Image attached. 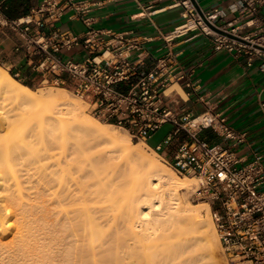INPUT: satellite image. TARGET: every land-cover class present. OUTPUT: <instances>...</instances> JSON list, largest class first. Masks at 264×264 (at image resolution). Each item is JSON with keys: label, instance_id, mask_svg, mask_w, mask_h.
Here are the masks:
<instances>
[{"label": "bare ground", "instance_id": "obj_1", "mask_svg": "<svg viewBox=\"0 0 264 264\" xmlns=\"http://www.w3.org/2000/svg\"><path fill=\"white\" fill-rule=\"evenodd\" d=\"M53 89L0 65V226L14 213L21 257L9 264H220L208 205L179 197L197 180Z\"/></svg>", "mask_w": 264, "mask_h": 264}, {"label": "built area", "instance_id": "obj_2", "mask_svg": "<svg viewBox=\"0 0 264 264\" xmlns=\"http://www.w3.org/2000/svg\"><path fill=\"white\" fill-rule=\"evenodd\" d=\"M4 8L0 0V26L15 39L13 61L6 62L14 78L60 86L83 101L94 118L146 144L169 123L172 130L163 140L165 148L161 144L151 148L178 175L197 180L190 197L208 205L230 264H264L262 155L253 153L245 161L234 150L245 142V133L233 128L224 115L210 109L195 116L182 114L178 101L165 94L169 83L193 72L177 64V40L204 37L214 51L245 56L247 65L257 59L264 74V0H229L225 7L201 13L191 0H171L169 8H180L182 20L159 34L160 55L155 58L142 46L148 38L94 27L91 5L84 0H41L16 18L5 17ZM66 11H71L70 19L84 24L83 32L57 25ZM150 62L152 66L146 68ZM185 83L192 85L188 80ZM208 129L224 144L204 137Z\"/></svg>", "mask_w": 264, "mask_h": 264}, {"label": "crops", "instance_id": "obj_3", "mask_svg": "<svg viewBox=\"0 0 264 264\" xmlns=\"http://www.w3.org/2000/svg\"><path fill=\"white\" fill-rule=\"evenodd\" d=\"M3 14L7 18L25 15L40 4L41 0H1ZM91 5L89 16L94 27L115 31H131L133 36L148 38L142 43L151 57L160 55L159 34L170 31L181 22L180 8H169L171 0H84ZM197 10L207 12L225 7L229 0H191ZM152 11H155L152 13ZM66 11L57 25L74 33L85 30L78 19H70ZM230 17L227 14V18ZM264 22V12L261 13ZM174 51L177 64L183 70H193L192 75L168 84L166 95L178 101L182 114L198 115L206 109L224 115L237 131L245 133V142L236 146L238 156L245 161L253 153L261 154L264 162V74L258 69L256 59L247 65L245 56H234L224 51H214L210 41L197 36L190 41L177 40ZM0 51V55H1ZM133 58L135 53H133ZM5 61H13L12 53L2 55ZM152 62L146 68H150ZM189 81L191 87L186 86ZM171 88L172 91L168 92ZM204 137L214 143L224 144L221 137L205 130Z\"/></svg>", "mask_w": 264, "mask_h": 264}, {"label": "rangeland", "instance_id": "obj_4", "mask_svg": "<svg viewBox=\"0 0 264 264\" xmlns=\"http://www.w3.org/2000/svg\"><path fill=\"white\" fill-rule=\"evenodd\" d=\"M15 39H14V35L13 33L5 28V27H1L0 26V51L1 52V55H0V65L2 67H4L7 71H8V65L5 61V59L2 57V55L6 54V53H9L12 51V46H13V43H14ZM9 72V71H8ZM11 75V74H10ZM21 82V81H20ZM27 83H30L32 85V88H41V89H49V87L53 90H60V89H64L60 86H54V85H50V84H38V83H35V82H31V81H26ZM23 83V82H21ZM71 94V93H70ZM72 96V94H71ZM74 97V96H72ZM75 100L77 101H81L79 99H77L76 97H74ZM82 102V101H81ZM83 104L85 105V112L89 115H91L90 113H88V110H87V105L83 102ZM103 123V122H102ZM103 124H106V125H109V123H103ZM113 126V125H111ZM117 131H119L121 134H124V135H129L126 131H124L123 129H120L118 127H115L113 126ZM172 130V126L167 123V124H164L162 125L156 132H154L151 137L148 139V143L147 145H144L145 147V151L148 153V154H152V149L151 147H155L156 145L158 144H161L162 145V148L164 149L165 148V145L163 144V140L165 139L166 135L171 132ZM130 136V135H129ZM132 139V138H131ZM132 141L134 142H141L142 140H137V139H132ZM158 154V153H157ZM157 158L163 163V165H165L166 167H168L169 165L163 161L160 153L158 154ZM178 175V174H177ZM180 178H183V179H186L188 180L189 184L191 185V182L192 180L188 179L187 177H184V176H181V175H178ZM189 185V187H190ZM190 190V189H189ZM189 190H184V191H180V195L179 197L181 198L182 201L184 202H188V203H191V204H195V205H200V204H206V203H203V201L201 200H192L191 197H190V194H189ZM192 190V189H191ZM17 223V218L16 216L14 215V213H9L7 215V219H5L4 221V224H5V231L1 230V226H0V264L1 263H6V264H9V262L12 260V257L14 258H21L19 255H15V248H14V244L15 241L17 242L16 240V232H17V228L18 227V223ZM215 230V228H214ZM216 233V232H215ZM217 236V235H216ZM13 243V244H12ZM216 259L219 261L220 264H230V262L227 260V258L225 257V255L223 254V251L221 249V246H220V243H219V240H218V237H217V243H216ZM36 247L34 246V249ZM31 251V250H30ZM31 253V252H29ZM14 254V255H13ZM17 256V257H16ZM11 259V260H10ZM12 264V263H10Z\"/></svg>", "mask_w": 264, "mask_h": 264}, {"label": "trees", "instance_id": "obj_5", "mask_svg": "<svg viewBox=\"0 0 264 264\" xmlns=\"http://www.w3.org/2000/svg\"><path fill=\"white\" fill-rule=\"evenodd\" d=\"M23 84L29 86L30 88H32V85L30 83H27V82H23Z\"/></svg>", "mask_w": 264, "mask_h": 264}, {"label": "water", "instance_id": "obj_6", "mask_svg": "<svg viewBox=\"0 0 264 264\" xmlns=\"http://www.w3.org/2000/svg\"><path fill=\"white\" fill-rule=\"evenodd\" d=\"M200 13H201V11H200Z\"/></svg>", "mask_w": 264, "mask_h": 264}]
</instances>
